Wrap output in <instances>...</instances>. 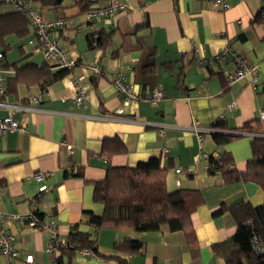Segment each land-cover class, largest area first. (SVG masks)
Returning a JSON list of instances; mask_svg holds the SVG:
<instances>
[{
  "label": "crops",
  "instance_id": "0c3cea01",
  "mask_svg": "<svg viewBox=\"0 0 264 264\" xmlns=\"http://www.w3.org/2000/svg\"><path fill=\"white\" fill-rule=\"evenodd\" d=\"M86 1L84 8L74 0L43 7L33 1L43 18L66 19L56 35L62 37L64 53L79 61L70 69L46 65L35 42H29L34 37L29 22L24 35L10 32L0 41L6 98L18 106L12 116L26 122L25 132L0 134V210L35 209L54 222L57 243H66L70 231L79 230L95 239L96 251L60 256L51 248L49 231L7 222L19 254H0V264H28L27 255L34 264H57L59 256L63 264H226L211 246L236 233L228 209L240 201L259 206L264 192L250 181L224 184L219 173L208 175L206 168L210 156L225 150L233 156V167L243 171L251 156V138L264 136V0H224L225 9L208 0H129L131 8L125 13L90 19L87 11L108 0ZM10 11L6 2L0 3V13ZM103 34L109 35L106 43H89V37ZM225 47L258 65L255 82L243 78L227 84L226 74L237 68L231 54L203 63ZM91 63L102 66L104 75L94 77L83 70ZM61 70L62 76L44 82ZM117 71H125L144 93L160 89L163 98L154 104L141 100L126 105L112 84ZM41 87L42 98L30 100ZM80 89L84 98L76 102ZM5 115L0 109V117ZM217 120L239 136L217 145L212 137ZM248 121H255L260 132L239 131ZM114 139L123 144V151L111 152ZM150 157H157L165 169L168 190L199 191L201 202L190 216L193 242L167 226L140 232L96 229L87 223L85 211H103V205L93 201V189L107 166H133ZM74 170L81 176L72 175ZM36 173L43 178L37 180ZM221 207L223 212L215 214ZM129 240L141 248L128 251Z\"/></svg>",
  "mask_w": 264,
  "mask_h": 264
},
{
  "label": "trees",
  "instance_id": "16d2710c",
  "mask_svg": "<svg viewBox=\"0 0 264 264\" xmlns=\"http://www.w3.org/2000/svg\"><path fill=\"white\" fill-rule=\"evenodd\" d=\"M39 6L58 5L63 0H33ZM82 8L87 7L89 1L74 0ZM4 0H0V3ZM262 10V9H261ZM28 20L19 11L0 13V41L3 36L13 32L24 35L27 33ZM109 35H101L94 39L89 37V43L97 45L106 43ZM5 67V65H4ZM47 69V68H46ZM65 73L61 70L50 73L44 82L49 83ZM255 125V126H254ZM213 140L217 145H223L239 136L231 131L223 120L212 124ZM239 131L260 132L255 121H248ZM111 152L123 151L121 142L114 139ZM251 156L246 161L243 171L233 167V156L229 151H221L219 156L208 158L207 174L219 173L224 184L237 181L253 182L264 192V136L254 135L250 140ZM72 175L81 176L77 170ZM93 201L103 205L100 215L85 211L87 223L96 229L113 228L131 231H155L162 226L170 230H181L189 242L194 240L191 224V213L198 207L201 197L197 189L179 188L168 190L166 187V171L161 167L157 157L138 162L133 166H111L106 168L102 180L94 182ZM219 208L215 214L223 212ZM234 217L237 230L229 239L215 243L212 250L222 253L226 264H264V250L260 253L253 251L251 238L256 236L264 247V203L252 206L249 202L240 201L228 209ZM39 218L40 215L36 214ZM60 256L66 252L71 254L78 250L96 251V241L89 233L71 230L66 243H56ZM141 244L136 241H126L125 249L136 252ZM58 257L57 264H63Z\"/></svg>",
  "mask_w": 264,
  "mask_h": 264
},
{
  "label": "built area",
  "instance_id": "2783aa9c",
  "mask_svg": "<svg viewBox=\"0 0 264 264\" xmlns=\"http://www.w3.org/2000/svg\"><path fill=\"white\" fill-rule=\"evenodd\" d=\"M208 1L221 9H225L228 6L224 0ZM4 2H6L12 10L19 11L25 15L34 32V37L29 42H35L34 48L42 53L47 66L50 68L70 69L79 64L78 59L70 58L64 53L60 47L62 37L56 35L58 30L62 29L66 24V19L64 17H57L54 19L43 18L39 7L34 4L33 0H4ZM130 8L131 3L129 0H108L107 5L90 8L87 11V17L89 19L91 17H110L119 13H125ZM92 45L97 46V43L93 42ZM226 53L233 55L237 60V68L226 74L227 84L231 85L243 78H248L252 82H255L258 65L250 63L246 58L236 55L230 47H225L220 53H216L210 59H205L203 63L210 64L212 61H219ZM82 68L85 71H89L94 77H101L105 73V69L97 63L83 65ZM5 74L4 52L0 47V109H5L7 111V115L0 117V134L5 135L9 131L25 132L26 122L19 121L12 116V112L18 106L11 103L6 98ZM112 84L126 105H133L141 100H147L154 104L163 98V93L160 89H154L146 93L137 89L136 85L128 80L125 71L115 72L112 77ZM44 89L45 87H41V91L38 94L30 95L28 98L30 100H40ZM83 98L84 91L80 89L74 96V100L76 102H81ZM73 172H76V170ZM175 172H180V169H175ZM43 176V173L35 174L37 180H41ZM175 182L177 185L179 184L178 179H176ZM7 222L14 224L27 223L39 230L49 231L52 235L51 248H56L57 229L51 219L45 220L39 218L36 215L35 209L28 213H9L0 210V254L7 255L11 258H17L19 254L18 243L15 236L5 227ZM251 246L253 251L257 253L264 250L263 245L256 236L251 238ZM25 261L28 264H34L32 255H27Z\"/></svg>",
  "mask_w": 264,
  "mask_h": 264
},
{
  "label": "water",
  "instance_id": "95a60500",
  "mask_svg": "<svg viewBox=\"0 0 264 264\" xmlns=\"http://www.w3.org/2000/svg\"><path fill=\"white\" fill-rule=\"evenodd\" d=\"M235 134H237V133H235Z\"/></svg>",
  "mask_w": 264,
  "mask_h": 264
}]
</instances>
